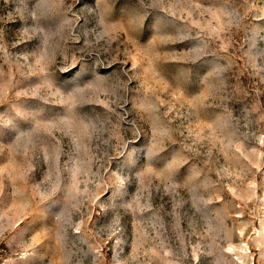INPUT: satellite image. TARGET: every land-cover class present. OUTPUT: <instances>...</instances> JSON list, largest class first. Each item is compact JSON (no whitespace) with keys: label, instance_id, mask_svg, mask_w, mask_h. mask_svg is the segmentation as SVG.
Segmentation results:
<instances>
[{"label":"rangeland","instance_id":"rangeland-1","mask_svg":"<svg viewBox=\"0 0 264 264\" xmlns=\"http://www.w3.org/2000/svg\"><path fill=\"white\" fill-rule=\"evenodd\" d=\"M0 264H264V0H0Z\"/></svg>","mask_w":264,"mask_h":264}]
</instances>
